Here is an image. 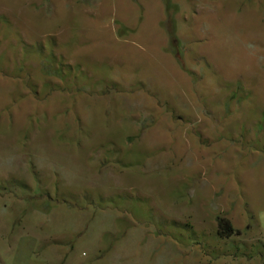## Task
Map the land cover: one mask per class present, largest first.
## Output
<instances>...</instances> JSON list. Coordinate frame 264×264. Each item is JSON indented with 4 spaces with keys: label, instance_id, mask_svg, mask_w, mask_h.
Masks as SVG:
<instances>
[{
    "label": "rangeland",
    "instance_id": "1",
    "mask_svg": "<svg viewBox=\"0 0 264 264\" xmlns=\"http://www.w3.org/2000/svg\"><path fill=\"white\" fill-rule=\"evenodd\" d=\"M170 2L0 0V264H264V0Z\"/></svg>",
    "mask_w": 264,
    "mask_h": 264
},
{
    "label": "trees",
    "instance_id": "2",
    "mask_svg": "<svg viewBox=\"0 0 264 264\" xmlns=\"http://www.w3.org/2000/svg\"><path fill=\"white\" fill-rule=\"evenodd\" d=\"M164 6L167 12L172 11L171 14L175 13L176 6L172 2H170V0H164ZM44 49V46H40V48H37V50L35 51L37 53V56L41 57L40 65H42L40 68H42V73L44 75L56 76L60 78L64 75V73H66V71H69V66L64 64L60 58L56 60V54L53 50H49L48 55L45 56ZM56 61H58V63ZM215 225L216 234L221 239H230L234 236L239 235V231L235 230L232 226V223L222 215H217L215 217Z\"/></svg>",
    "mask_w": 264,
    "mask_h": 264
}]
</instances>
